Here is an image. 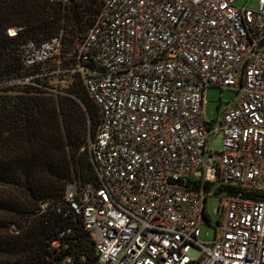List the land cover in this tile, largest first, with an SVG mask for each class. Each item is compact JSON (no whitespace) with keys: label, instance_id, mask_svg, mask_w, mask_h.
<instances>
[{"label":"built area","instance_id":"obj_1","mask_svg":"<svg viewBox=\"0 0 264 264\" xmlns=\"http://www.w3.org/2000/svg\"><path fill=\"white\" fill-rule=\"evenodd\" d=\"M255 1L251 11L237 0H101L73 51L62 32L19 46L26 73L0 89L68 96L77 78L99 111L87 143L97 183L65 193L97 264H264V0ZM62 56L67 64L52 66ZM209 87L236 92L214 122ZM218 136L221 151H209ZM213 217L214 239L201 244Z\"/></svg>","mask_w":264,"mask_h":264},{"label":"trees","instance_id":"obj_2","mask_svg":"<svg viewBox=\"0 0 264 264\" xmlns=\"http://www.w3.org/2000/svg\"><path fill=\"white\" fill-rule=\"evenodd\" d=\"M101 5L0 0V80L26 73L19 53L26 40L40 44L62 32L66 51L73 50ZM9 28L21 31L10 38ZM66 93L0 89V264H97L90 235L65 193L69 184L97 183L87 143L95 138L99 111L77 78Z\"/></svg>","mask_w":264,"mask_h":264},{"label":"rangeland","instance_id":"obj_3","mask_svg":"<svg viewBox=\"0 0 264 264\" xmlns=\"http://www.w3.org/2000/svg\"><path fill=\"white\" fill-rule=\"evenodd\" d=\"M236 7L238 9H242L243 7H246L248 10L255 11L257 9V2L255 0H237ZM64 37V33L63 36ZM73 51V50H70ZM50 65V64H48ZM52 66L53 65L52 63ZM57 67V66H55ZM53 85V84H52ZM53 97H57L55 95H52ZM236 97V92L234 90L230 89H221L217 87H209L206 89L205 92V119L207 122H214L220 115V112L224 110V108L232 103ZM88 129L90 126V122L88 120ZM97 128L95 131L94 136H96ZM89 134L90 129H89ZM91 136V135H90ZM91 139L88 138V142ZM209 151L211 152H219L221 151V136H218L217 138L211 139L209 141ZM210 205V211L212 215H214V211L216 210L218 206V202L216 199H211L209 202ZM215 219L212 218V225L201 223V227L199 230V238L198 241L201 244H211V242L214 239L215 235Z\"/></svg>","mask_w":264,"mask_h":264},{"label":"water","instance_id":"obj_4","mask_svg":"<svg viewBox=\"0 0 264 264\" xmlns=\"http://www.w3.org/2000/svg\"><path fill=\"white\" fill-rule=\"evenodd\" d=\"M264 43V41L260 44V46Z\"/></svg>","mask_w":264,"mask_h":264}]
</instances>
